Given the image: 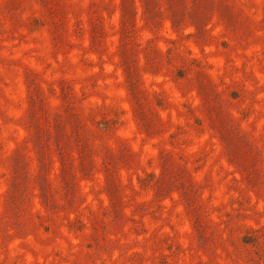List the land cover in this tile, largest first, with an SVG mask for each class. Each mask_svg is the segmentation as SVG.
I'll list each match as a JSON object with an SVG mask.
<instances>
[{
  "label": "rangeland",
  "instance_id": "rangeland-1",
  "mask_svg": "<svg viewBox=\"0 0 264 264\" xmlns=\"http://www.w3.org/2000/svg\"><path fill=\"white\" fill-rule=\"evenodd\" d=\"M32 1L0 0V264H264V0Z\"/></svg>",
  "mask_w": 264,
  "mask_h": 264
},
{
  "label": "trees",
  "instance_id": "trees-1",
  "mask_svg": "<svg viewBox=\"0 0 264 264\" xmlns=\"http://www.w3.org/2000/svg\"><path fill=\"white\" fill-rule=\"evenodd\" d=\"M32 2H36V0H33ZM246 240V239H245ZM247 242V241H244ZM93 246L91 244L88 245V249H91Z\"/></svg>",
  "mask_w": 264,
  "mask_h": 264
}]
</instances>
